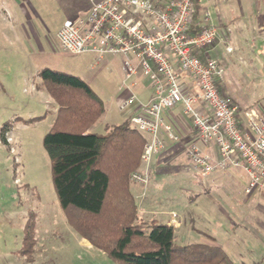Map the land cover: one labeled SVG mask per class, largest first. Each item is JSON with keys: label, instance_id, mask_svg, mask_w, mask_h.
<instances>
[{"label": "rangeland", "instance_id": "rangeland-1", "mask_svg": "<svg viewBox=\"0 0 264 264\" xmlns=\"http://www.w3.org/2000/svg\"><path fill=\"white\" fill-rule=\"evenodd\" d=\"M9 19L0 11V134L4 125L11 128L9 144L0 138V264H119L89 246L68 223L60 206L50 159L43 146L44 136L54 126L57 106L39 73L48 67L79 76L88 83L105 104L104 114L89 132L106 134L125 123L130 114L129 110L119 109L118 98L121 89L125 90L121 57L107 54L97 62L87 54L64 52L55 23L51 45L43 37V50L38 51L36 38L31 33L25 37L24 33L12 32ZM185 164L188 166L182 171L161 175L153 172L146 187L130 180L131 190L134 194L143 191L140 198L144 199L155 182L159 188L153 202L155 212L189 210L192 217L200 205L204 209L210 202L203 198L196 205L189 202L188 196L199 192L205 195V186L210 184L207 193L218 205V221L209 224L210 234L220 236L236 264H264V189L256 190L247 202L242 196L248 177L234 174L237 180H229L228 174H222L201 178L187 161ZM31 219L35 221V246L32 256L26 258L19 251L25 225ZM192 226L188 223L184 229H176L175 246L200 243L198 231Z\"/></svg>", "mask_w": 264, "mask_h": 264}, {"label": "built area", "instance_id": "built-area-1", "mask_svg": "<svg viewBox=\"0 0 264 264\" xmlns=\"http://www.w3.org/2000/svg\"><path fill=\"white\" fill-rule=\"evenodd\" d=\"M90 1L87 16L67 19L57 37L61 49L72 55L91 54L97 61L107 54L125 57L122 84L128 95L119 109L135 108L130 120L149 137L142 167L131 174L132 182L146 187L153 156L162 153L169 141H183L164 117L181 106L195 133L186 147L190 167L202 177L242 169L248 176V194L264 189V118L253 109L245 111L248 129L244 130L240 106L219 90L223 70L218 61L202 60L195 53L206 54L218 41L210 12L204 10V27L191 34L195 0ZM139 75L149 81L152 93L147 100L135 91ZM201 145H214L218 159Z\"/></svg>", "mask_w": 264, "mask_h": 264}, {"label": "trees", "instance_id": "trees-1", "mask_svg": "<svg viewBox=\"0 0 264 264\" xmlns=\"http://www.w3.org/2000/svg\"><path fill=\"white\" fill-rule=\"evenodd\" d=\"M204 25L203 5L195 0L189 32L196 34ZM195 53L205 60L204 52ZM39 76L57 106L54 126L43 139L54 189L68 223L82 238L119 264H236L219 245L177 247L173 225L144 219L130 177L142 167L147 134L130 119L106 134L90 133L105 112L90 85L48 67ZM10 130L7 124L1 130L5 144ZM34 231V219L28 220L19 251L26 258L34 251Z\"/></svg>", "mask_w": 264, "mask_h": 264}, {"label": "crops", "instance_id": "crops-1", "mask_svg": "<svg viewBox=\"0 0 264 264\" xmlns=\"http://www.w3.org/2000/svg\"><path fill=\"white\" fill-rule=\"evenodd\" d=\"M201 3L203 12L204 10L210 12L211 22L218 27L219 31L218 41L207 51L205 59L206 57H211L218 61L223 70L222 77L218 80L220 92L223 96L240 106L241 125L244 130H247L245 111L253 109L264 118V0H203ZM90 7V0H0V11L5 12L10 18L9 21L11 20L10 30L15 33H24L25 37L27 36L26 33H31L32 37L36 38L38 51L43 50V37L51 45L50 37L54 39L52 34L54 33V23L57 25L56 34L58 35L59 30L67 19L86 17ZM55 13H57L58 17L57 15L55 16ZM229 47L232 48L231 51L228 50ZM87 55L96 59L91 54ZM120 57L123 81V61L125 57ZM136 81V93L142 100H147L152 93L149 81L142 75H139ZM185 81L187 84L191 82L188 78H185ZM121 90L123 91L118 98L119 104L128 95L126 89ZM128 110L130 114L127 119H130L135 108ZM164 117L168 123L173 125L175 131L181 135L183 141L178 143L169 141L167 148L162 153L153 156V162H151L150 166V178H152L153 172L161 175L173 171H182L183 168H186L188 165L185 162L189 163L186 147L189 142L195 139L192 120L189 116L182 113L181 106L165 112ZM201 147L212 155L214 159H218L219 152L214 145H201ZM195 174L201 178L228 174L229 180H237L234 174H242L245 178L248 177L242 169L217 170L207 177H202L196 172ZM154 183L151 185L150 194L148 195L147 193L144 199L140 198L142 190V192H137V194L132 191L143 217L149 220H156L157 222H159V219L160 223L173 225L175 231L176 229H184L189 223L193 225L192 227L195 231H198L200 243L219 245L230 256L224 243L220 240V236L217 233L210 234L209 224L218 221L216 209L218 205L207 193L210 189V184L205 186V195L199 192L188 196L189 202L196 205L203 198H208L210 202L209 207L204 209L200 205L197 211H193V216L191 217L189 210L181 212L172 210L167 213H163L164 211L155 212L153 202L159 188ZM238 183L240 186V181ZM245 183H248V181H245ZM247 186L248 184L243 185L242 199L248 202L249 198L256 194V191L248 194L246 192ZM222 211L223 214H227L224 210ZM164 214L167 215L166 218H159L160 215ZM150 215L153 217H149ZM197 223L200 226H197ZM88 244L92 246L90 243Z\"/></svg>", "mask_w": 264, "mask_h": 264}]
</instances>
